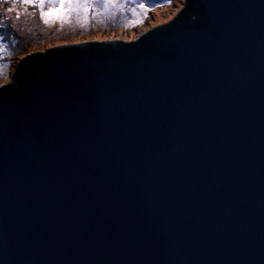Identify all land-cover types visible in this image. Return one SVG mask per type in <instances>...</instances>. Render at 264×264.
I'll return each instance as SVG.
<instances>
[{
  "label": "water",
  "instance_id": "1",
  "mask_svg": "<svg viewBox=\"0 0 264 264\" xmlns=\"http://www.w3.org/2000/svg\"><path fill=\"white\" fill-rule=\"evenodd\" d=\"M0 264H264V0L20 58Z\"/></svg>",
  "mask_w": 264,
  "mask_h": 264
},
{
  "label": "rangeland",
  "instance_id": "2",
  "mask_svg": "<svg viewBox=\"0 0 264 264\" xmlns=\"http://www.w3.org/2000/svg\"><path fill=\"white\" fill-rule=\"evenodd\" d=\"M105 4L106 0H87V12L82 9L70 12L66 10L62 17L55 13L49 17H42L39 7L12 3V0H0V12L4 11L12 16L11 20L22 24L25 32L29 30L31 34L38 28L45 30L46 37L50 40L47 44L49 47L58 43L88 40L136 39L149 28L170 19L182 7L183 0H107V6ZM141 4L145 6L144 9L139 7ZM58 6L45 0L43 11L48 12L50 8ZM10 8L14 11H9ZM2 31L4 32L0 28V85L11 81L18 60L30 53L26 50L16 58L8 55L12 47V43L9 42L12 35L6 32L7 39ZM17 42L13 41L14 45Z\"/></svg>",
  "mask_w": 264,
  "mask_h": 264
},
{
  "label": "trees",
  "instance_id": "3",
  "mask_svg": "<svg viewBox=\"0 0 264 264\" xmlns=\"http://www.w3.org/2000/svg\"><path fill=\"white\" fill-rule=\"evenodd\" d=\"M8 13L14 14L12 12H8ZM11 18L12 16L6 14L4 11L0 12V28L4 30V32L2 31V33L6 35L7 32V34L12 35L9 38V42L12 43V47L8 55H10L13 58L14 57L16 58L18 54H23V52L24 51L26 52V50L28 52H31L30 50L33 49L35 50L41 48L44 49L47 47V44L50 42V40L46 37V34L44 32L45 30H39L38 28L36 31L30 34L29 30H26L25 32V30L22 29L23 28L22 24L18 23V21L11 20ZM30 37L32 38L30 39ZM6 38L8 39L7 35ZM13 41L14 42L18 41V42L14 45Z\"/></svg>",
  "mask_w": 264,
  "mask_h": 264
},
{
  "label": "snow or ice",
  "instance_id": "4",
  "mask_svg": "<svg viewBox=\"0 0 264 264\" xmlns=\"http://www.w3.org/2000/svg\"><path fill=\"white\" fill-rule=\"evenodd\" d=\"M50 3L58 4L57 8H50L48 12H44L43 8L45 5V0H12V3H19L20 5H30L33 7H39L41 9L42 17L52 16L54 13L63 16L67 12L82 9L84 12L88 11L87 0H49ZM107 6V0L106 4ZM141 9H144V5L141 4L139 6ZM9 11H13V9H9ZM47 22V20H45Z\"/></svg>",
  "mask_w": 264,
  "mask_h": 264
}]
</instances>
